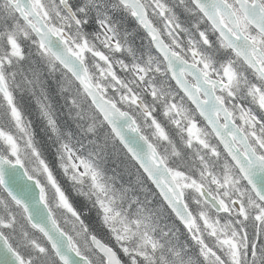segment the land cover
<instances>
[{"label":"snow or ice","instance_id":"6c2138e0","mask_svg":"<svg viewBox=\"0 0 264 264\" xmlns=\"http://www.w3.org/2000/svg\"><path fill=\"white\" fill-rule=\"evenodd\" d=\"M45 68L62 73L69 119L103 141L87 156L62 138ZM117 141L163 203L139 171L143 200L105 175ZM0 264H264V0H0Z\"/></svg>","mask_w":264,"mask_h":264},{"label":"trees","instance_id":"16d2710c","mask_svg":"<svg viewBox=\"0 0 264 264\" xmlns=\"http://www.w3.org/2000/svg\"><path fill=\"white\" fill-rule=\"evenodd\" d=\"M123 16H124L123 12H118L115 14L116 18ZM185 19L186 17L181 13V20H185ZM127 27L128 30L131 31L132 29L137 28V25L131 18H129L127 21ZM129 40L138 48H141V46L148 45V42L146 41L148 40L146 33L142 29L137 28L136 33L133 36L129 37ZM153 54L154 55L156 54L154 49H153ZM33 58L36 59L37 62L39 63V57H36L34 55ZM61 76L62 73L59 70L53 72L51 75L48 73L46 68L44 70V79L47 81V85L49 88V98L51 99L52 105L56 111L57 122L60 125L62 132L66 133L70 131L72 133L71 137L64 134L62 138L64 140L71 142L72 147L79 150L81 155L87 156L89 149L95 150L96 148L95 145H89L87 143L88 140L97 139L101 143L103 141L100 139L99 136L93 137L91 134L85 136L84 133L81 132V130L76 127L77 122L69 119L68 111L71 106L66 99L68 94L65 93L64 97L62 98L57 91V85L58 82L61 80ZM21 100L25 108V114L27 118L32 119L34 122L33 127L35 128L36 131V139L41 143L45 155L47 156L48 160L52 163L57 177L61 180L62 185L64 186L65 190L68 192L69 196L72 198L74 204L77 206L78 209H80L83 212L87 207V202L84 200L83 197L76 196L73 193L70 183L62 176L58 167L56 166L57 162L55 160L54 146L58 147V142L55 141L54 138L51 141L48 140V137L51 136V133L48 132L47 129L45 128L44 121L37 118L36 105L34 100L27 93L21 94ZM73 115H74V110H73ZM81 123H84L86 127L88 122H81ZM100 131L103 132L104 129ZM82 144L84 145L83 148H81ZM116 147L121 148L119 141H117ZM105 151H107L108 153L107 158L101 159L99 163L106 176L117 178L115 180V186L117 188L127 187L132 190L128 193L129 196L137 195L140 196L141 200H143L144 193L140 191V186L136 182V172L139 171L141 177L143 178L144 185L150 189L152 194L155 195L154 203H163L162 198L160 197V195L158 194L152 183L149 181L147 176L142 172L141 169H139V166L130 159V157L126 156L122 148L120 155L115 154V150L112 148L111 145H109ZM126 164L130 165L128 171L125 170ZM84 218L85 221L91 227H93V229L97 232V235L101 239H103L106 243H109L111 246L116 248L117 251H119L118 246L115 244L114 240L109 238L107 232L103 229H99L96 226V214L94 210L88 212V214ZM167 222L169 224L175 223L176 226L180 228V233H181L180 240L181 241L188 240L189 244L192 245L194 248V242L190 240L186 229L178 221V219L170 211V209L168 210ZM163 223L164 221H161V224ZM122 258L124 257L122 256Z\"/></svg>","mask_w":264,"mask_h":264},{"label":"water","instance_id":"95a60500","mask_svg":"<svg viewBox=\"0 0 264 264\" xmlns=\"http://www.w3.org/2000/svg\"><path fill=\"white\" fill-rule=\"evenodd\" d=\"M123 123V122H122ZM139 166V165H138ZM142 170V169H141ZM146 175V174H145ZM151 182V181H150ZM152 183V182H151ZM153 186L155 187V185L153 184ZM155 189H156V187H155ZM157 191H158V193H159V190L158 189H156ZM162 198V197H161Z\"/></svg>","mask_w":264,"mask_h":264},{"label":"flooded vegetation","instance_id":"af4514ba","mask_svg":"<svg viewBox=\"0 0 264 264\" xmlns=\"http://www.w3.org/2000/svg\"><path fill=\"white\" fill-rule=\"evenodd\" d=\"M148 39V38H147ZM147 42H148V40H146ZM198 120H199V117H198ZM200 123L203 125V121L202 120H200Z\"/></svg>","mask_w":264,"mask_h":264},{"label":"rangeland","instance_id":"374dc122","mask_svg":"<svg viewBox=\"0 0 264 264\" xmlns=\"http://www.w3.org/2000/svg\"><path fill=\"white\" fill-rule=\"evenodd\" d=\"M181 35H183V34H181ZM202 125V124H201ZM203 126V125H202Z\"/></svg>","mask_w":264,"mask_h":264}]
</instances>
